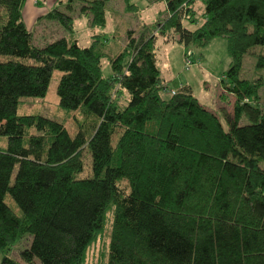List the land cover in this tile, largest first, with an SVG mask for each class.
I'll use <instances>...</instances> for the list:
<instances>
[{"label": "trees", "instance_id": "trees-1", "mask_svg": "<svg viewBox=\"0 0 264 264\" xmlns=\"http://www.w3.org/2000/svg\"><path fill=\"white\" fill-rule=\"evenodd\" d=\"M25 1L0 0V264H83L108 209L107 264H264V80L239 78L245 54L264 69V0H164L165 19L149 33L128 29L115 55L97 38L39 46L22 19ZM106 1L83 0L91 27L106 26ZM43 17L72 32L64 10ZM157 35L186 47L226 39L228 129L188 84L164 97ZM54 69L60 107L84 119L74 136L58 120L18 114L20 97L45 95ZM84 148L93 175L77 178Z\"/></svg>", "mask_w": 264, "mask_h": 264}, {"label": "rangeland", "instance_id": "rangeland-1", "mask_svg": "<svg viewBox=\"0 0 264 264\" xmlns=\"http://www.w3.org/2000/svg\"><path fill=\"white\" fill-rule=\"evenodd\" d=\"M83 0H57L46 2L44 9H49L53 6L69 13L74 17L72 32L64 29L54 20L39 22V25H34L35 21H29L25 18L28 29L35 30V43L45 45L51 40L66 36L68 40L76 39L79 45H89L96 38L100 40L102 49L110 51L113 55L120 52L127 41L126 34L128 29H133L138 35L140 32L149 33L154 30L156 22L163 20L166 17V4L164 0H107L106 1V26L103 29L93 28L87 24L90 18L88 14L81 11ZM127 4L129 6H127ZM195 9L199 13L202 9V3L196 1ZM70 9V10H68ZM200 14V13H199ZM198 19V17H197ZM191 27V26H190ZM194 26H192L193 28ZM95 35L96 33H101ZM156 60L161 77L165 80L167 87L162 91L164 97L171 96L170 90L177 89L181 84H188L196 99L201 102L207 109L213 110L218 114L220 122L225 129H228V124L221 110L227 112L228 117H232V107L234 104L233 94L224 92L222 89V79H225V73L228 70L231 58L228 55L226 39L222 36L214 37L207 45L203 47L184 46L176 40L165 41L163 37L157 35L155 41ZM241 71L239 78L253 80L256 77H263L264 69L255 66V56L248 54L243 55ZM102 73L105 77L110 76L111 64L107 58L102 60ZM61 71L54 69L52 77L48 84V89L42 97H20L18 106V114H40L55 119L65 124L67 131L71 136H74L80 124H83L84 119L79 110L73 111L61 108L59 105V97L57 96V84L61 77ZM223 93V97L221 93ZM122 91L117 94V99L121 103L125 102ZM126 95L125 93H123ZM260 102L264 103V89L260 88ZM127 97V95H126ZM248 120L243 116L239 123L241 126L247 124ZM118 134L111 137L112 144L117 142ZM82 152L83 169L76 173L77 178H85L92 176L91 155L86 152L85 148ZM17 167L14 169L15 173ZM14 177L12 175L11 183ZM122 188L126 185L125 182L119 183ZM4 200L18 214L20 211L10 196L6 194ZM112 209H108L105 213V221L103 230L93 240L86 250V255L83 264H107L108 243L111 232ZM28 239L23 238L15 243L10 255L16 257L18 251L26 247ZM0 253V260H1Z\"/></svg>", "mask_w": 264, "mask_h": 264}, {"label": "crops", "instance_id": "crops-1", "mask_svg": "<svg viewBox=\"0 0 264 264\" xmlns=\"http://www.w3.org/2000/svg\"><path fill=\"white\" fill-rule=\"evenodd\" d=\"M49 1H54L56 2L57 0H26L22 6V19L24 22H27L25 18L28 17V20L32 22L35 21L34 25H39V22L45 21V18L43 17L49 9H44L46 2ZM55 7V6H53ZM60 9V7H58ZM74 18V17H73ZM49 21V20H48ZM87 24L90 26V24L87 22ZM26 25V23H25ZM27 27V25H26ZM28 29V28H27ZM34 32V41H35V30L32 28L31 29ZM102 33V32H101ZM77 41V40H76Z\"/></svg>", "mask_w": 264, "mask_h": 264}, {"label": "built area", "instance_id": "built-area-1", "mask_svg": "<svg viewBox=\"0 0 264 264\" xmlns=\"http://www.w3.org/2000/svg\"><path fill=\"white\" fill-rule=\"evenodd\" d=\"M170 93H171V95H174L175 94V90L174 89H171L170 90Z\"/></svg>", "mask_w": 264, "mask_h": 264}]
</instances>
